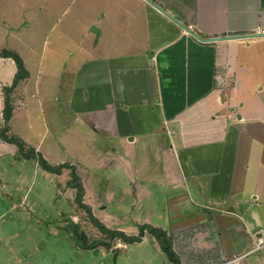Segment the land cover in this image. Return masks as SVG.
Instances as JSON below:
<instances>
[{"label":"crops","instance_id":"0c3cea01","mask_svg":"<svg viewBox=\"0 0 264 264\" xmlns=\"http://www.w3.org/2000/svg\"><path fill=\"white\" fill-rule=\"evenodd\" d=\"M61 1L43 2L44 13L69 20L51 48V80L58 85L51 103L44 95L35 101L50 45L28 39L38 37L34 29L14 34L19 46L10 47L30 76L20 87L23 103L14 109L11 130L18 122L17 134L52 165L56 152L44 150V133L29 124L34 108L49 105L61 118L79 100L85 121L99 123L96 132L124 144L158 133L165 163L184 182L167 195L166 224L146 222L173 237L181 264L258 255L264 248V0ZM1 142V148L8 144ZM208 225L220 240H206ZM155 250L158 260V243Z\"/></svg>","mask_w":264,"mask_h":264},{"label":"rangeland","instance_id":"374dc122","mask_svg":"<svg viewBox=\"0 0 264 264\" xmlns=\"http://www.w3.org/2000/svg\"><path fill=\"white\" fill-rule=\"evenodd\" d=\"M33 1L8 4L6 0H0V50L16 45L20 37L14 34L20 35L31 29L39 31L38 37L34 39L30 36L28 39L36 45L46 40V45H50L47 53L50 56H47L44 68L38 74L43 83L41 89L38 86L36 88L40 98H35V101L44 95L46 101L51 103L50 99L58 87L56 78L54 85L51 80L55 69L51 48L58 29L67 28L69 20L68 15L58 21L57 13L49 10L44 13L45 0ZM63 56L66 61L64 64H68L67 55ZM0 66L1 127L3 87L11 84L16 65L12 59H0ZM68 69H64V72ZM33 72L37 74L36 69ZM22 83L12 94L15 108L21 107L23 103ZM77 85L79 88L80 80H77ZM79 102L78 105L74 102L61 118L50 114L52 109L49 105L41 107L42 111L34 108L33 113L28 115L34 133H44V150L56 152L52 162L73 163L77 173H81L79 176L85 190L83 202L106 227L122 230L127 235H137L140 225L157 221L166 224L167 195L172 187H180L184 180L180 173L170 172L165 163V157L159 149L158 133L140 135L135 144H124L117 137L105 138L103 132L94 130L100 126L99 123L85 121L81 113L84 107L79 110L82 107ZM56 123L63 124L64 129L56 131ZM19 128L21 126L15 121L11 133H19ZM4 147H0V264H162L163 261L169 264L170 261L162 252L157 260V243L149 233H145V237L140 240L145 241V245L139 244L140 241L128 245L119 238L108 244L109 236L103 234L90 221L86 210L76 203V190L67 184L71 178L70 169H63L58 176L43 171L34 159L21 156L14 144L8 143ZM21 198L25 199L26 204H19ZM71 223L78 224V231H83L87 242L93 243L91 248L81 247L74 237ZM212 227H206V240L211 243L220 240ZM195 233L193 230L189 238H194ZM206 240L204 247H209ZM106 250L110 253L106 254ZM187 251L193 253L189 248ZM199 256L202 257L203 252ZM219 262L221 260L208 264ZM239 263L264 264V251L256 256H243Z\"/></svg>","mask_w":264,"mask_h":264},{"label":"trees","instance_id":"16d2710c","mask_svg":"<svg viewBox=\"0 0 264 264\" xmlns=\"http://www.w3.org/2000/svg\"><path fill=\"white\" fill-rule=\"evenodd\" d=\"M0 57L11 58L16 65V71L13 75V79L10 85H6L3 87V109H2V117L3 124L0 128V138L5 142L14 144L17 147L18 152L21 156L27 159H34L38 162L39 166L50 172L55 174H61L62 170L67 168L70 169V179L68 181V186L74 188L75 192V201L79 205L86 210L89 214L90 221L99 228V230L109 237V243L111 244V240L119 238L122 239L123 242L130 244L137 241H140L145 233H149L151 236L155 238L157 241L161 251L166 255L167 259L173 264H181L179 255L173 248V237L167 233L166 230L156 227L150 224H143L139 226V232L137 235H127L124 231L118 229H110L106 227L102 222H100L91 212V209L88 205L83 202L84 196V187L81 181L79 174L77 173V169L74 165L70 163H60L57 165H52L48 162V160L41 154L36 151V149L30 146L21 136L18 134L11 133L10 121L13 115V111L15 109L14 100L12 98V94L14 90L26 79L29 78L30 72L25 65V62L22 56L18 51L11 48H2L0 50ZM72 230L74 231V237L81 244L82 248H91L93 243L87 242L86 234L83 231H78V224L71 223Z\"/></svg>","mask_w":264,"mask_h":264},{"label":"built area","instance_id":"2783aa9c","mask_svg":"<svg viewBox=\"0 0 264 264\" xmlns=\"http://www.w3.org/2000/svg\"><path fill=\"white\" fill-rule=\"evenodd\" d=\"M188 28H192V26L189 25ZM260 248H261V245H258L257 249H260ZM240 259H241V257H234L232 259L223 260V261L216 263V264H240L239 263Z\"/></svg>","mask_w":264,"mask_h":264},{"label":"water","instance_id":"95a60500","mask_svg":"<svg viewBox=\"0 0 264 264\" xmlns=\"http://www.w3.org/2000/svg\"><path fill=\"white\" fill-rule=\"evenodd\" d=\"M261 251H264V248L261 250ZM260 251H257L256 253H259Z\"/></svg>","mask_w":264,"mask_h":264}]
</instances>
